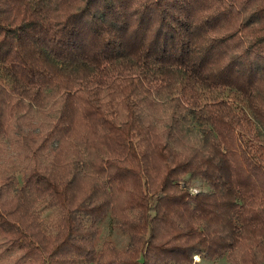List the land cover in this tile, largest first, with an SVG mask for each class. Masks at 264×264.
I'll return each mask as SVG.
<instances>
[{
	"label": "trees",
	"instance_id": "1",
	"mask_svg": "<svg viewBox=\"0 0 264 264\" xmlns=\"http://www.w3.org/2000/svg\"><path fill=\"white\" fill-rule=\"evenodd\" d=\"M5 139L15 264H264V0H0Z\"/></svg>",
	"mask_w": 264,
	"mask_h": 264
},
{
	"label": "rangeland",
	"instance_id": "2",
	"mask_svg": "<svg viewBox=\"0 0 264 264\" xmlns=\"http://www.w3.org/2000/svg\"><path fill=\"white\" fill-rule=\"evenodd\" d=\"M25 130L34 129L36 124L35 121L32 122L31 125H28L25 123L24 125ZM2 150L0 153V160L7 162L11 159L15 160L18 158V154L20 150L16 145L12 143V141H7L6 139L2 141ZM0 161V163H1ZM18 174V173H15ZM200 187L196 184L192 186V191L195 192ZM40 208L42 209L41 216L45 220L46 227L48 230H53L54 220L56 218V210L55 209H46L44 205H40ZM102 227V239L104 238H111L115 241L116 245L119 247H123L126 243V237L118 232L116 229L113 228L111 225L110 219L106 218L103 223L101 224ZM17 254V251L3 248V246H0V264H15L14 263V257ZM195 259V257H194ZM198 264H228L225 259H219L216 261H211L207 259H195Z\"/></svg>",
	"mask_w": 264,
	"mask_h": 264
},
{
	"label": "bare ground",
	"instance_id": "3",
	"mask_svg": "<svg viewBox=\"0 0 264 264\" xmlns=\"http://www.w3.org/2000/svg\"><path fill=\"white\" fill-rule=\"evenodd\" d=\"M195 259L200 260V258L198 256H195Z\"/></svg>",
	"mask_w": 264,
	"mask_h": 264
}]
</instances>
